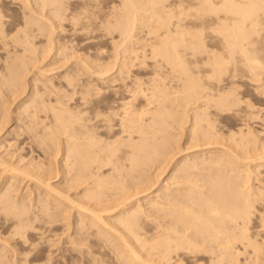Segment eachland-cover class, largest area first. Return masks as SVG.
Segmentation results:
<instances>
[{"label": "bare ground", "instance_id": "obj_1", "mask_svg": "<svg viewBox=\"0 0 264 264\" xmlns=\"http://www.w3.org/2000/svg\"><path fill=\"white\" fill-rule=\"evenodd\" d=\"M32 1L33 0H24V2L22 1L23 4L22 3L21 4L25 7H29V10L33 11L35 7L33 6ZM35 1L38 2L39 5L40 4L41 5H45V4L52 5L55 3H60L62 0H35ZM184 1L175 0L174 4L172 3L168 4L164 2V0H122L120 1L118 5L120 7H123L124 9L122 10L123 12L119 11L117 16H115L116 19H114L115 22L113 26H115L116 28L120 30L119 32L121 33L120 34L121 39H119V43L117 42L118 44L116 42L115 43L118 46L119 45L121 46L122 49H120V47L119 49L122 51L120 50H116V51H120V52L128 51V54L126 55L124 54L123 56L121 55L123 57L122 59L123 61L122 60L121 61L124 62L125 58L126 59L132 58L131 61L133 60L132 61L133 63L131 65H134V66L142 65L141 67L143 68L141 72L137 71L136 74H133L131 76L130 74H128L129 70H127L128 73L127 72L126 74L124 73L125 71H123V68H122L123 67L122 65H124V63L122 64V62H120L119 65L121 66H119L117 65L118 63L114 60V64L111 63L113 65L111 68L112 70L110 69L111 65L110 67H108L109 69H105L103 66L102 67L105 70L97 69L98 66L96 63L97 67L95 68V70L93 68L94 70L93 71L91 68L92 65L89 62H87L88 61L87 57H86L87 61L84 59V56H86L84 55L83 58H81L82 59L81 61L82 63L85 62L86 67L82 68V65H85V64H82L79 68L74 67L76 68L74 71L75 73L74 74L71 73L68 79L66 78L67 84L66 83L65 84L68 86H71L72 88H75L76 86L79 87L80 85L81 88L82 87L84 88L85 94H86V91H88L89 93L90 89H92L94 93L97 92L98 94V92L101 89L99 88L98 90L97 88L98 85H96L98 84V82L95 83L92 77H95L97 79L98 78L103 79L104 81V78L106 79L107 77L106 74L108 75V78L105 81L107 82L106 87H110L111 89L110 100L107 104L105 105L103 104L104 105L102 106L103 108L101 107V109L99 110L98 109L94 110L95 112L93 111L94 112L93 115L91 114V116H89L88 113H87L88 116L84 115V111L82 112L83 109L80 112L75 113L76 112L75 109H74L75 111L74 112L72 109L64 106L65 101L63 102L60 97L56 98L55 105H52L51 100L50 101L48 100L49 102L48 101L46 102V100H44V98L41 96L43 93L46 92L45 89H44V92L42 91V93H39L38 91H36L37 90L36 87H34L36 90L35 89L31 90L30 94L32 95L31 96L32 99H28L29 101H27L26 103L24 102L30 108L29 115L32 118V120H34V123H32V125H29V127H27L28 130L32 132L34 136L33 139L36 138L38 142L46 148V151L49 152L50 155L52 154L53 156H56L58 155V153L61 152L62 164L60 162L58 164H61L62 166L61 170H63L65 173L67 172L69 173V171L72 172L71 176L69 175L70 177L68 179L69 181L68 184L71 187H74L76 189L75 195H77V197L72 198L69 195V193H67V190L64 191L61 188V186H59L60 188H58V185L55 186L54 184H52L49 180L50 179L49 177H44L45 175L43 176V172L42 174L41 172L37 173V171L36 173L35 172L33 173L34 170L32 172L28 170V169H31V167L25 168V165L24 167H21L19 164H21L20 162L22 159L20 160L19 164H15V163L13 164V161L10 160L12 163L8 161L9 159H12V158L9 157V159L7 158L8 160H6L5 159L6 156H3L4 157L3 158L1 155L0 156V170H1V173L3 171V174L5 172L6 177L7 175H11V174L12 176L19 174L21 175V178L19 177L21 180H23L22 177L23 178L28 177L29 179H32V180L35 179L38 185L44 189V192H46L45 193L46 197L48 196L47 194H49V197L52 199H58L61 201L64 200L62 201L63 203L66 201L67 203L71 205L70 207L72 206L76 207L78 209V213L77 211L76 213L80 217V220H82L86 216H89L88 218H90L91 221H86V222H89V223L91 222L90 224L92 225L98 224V227L106 226V228H109L108 230H110L112 234H115L117 236L119 235L121 237L120 240L118 241V244L120 245L118 246L120 248V251L123 254H127V256H129L130 258H133L132 261H135L139 264H192V263H195V264H241L242 258H244V260L251 259L254 261L255 264H259V262L264 257V142L260 146H256V147L254 146L253 149L249 148L251 147V145H253V144H250V142L253 143L254 141L256 142L258 141L259 143V139L257 138H258V135H260V134L257 135V132L253 130L254 127L252 128L250 126L247 127L248 129L246 128L247 130L244 129L246 132H243L244 126H240L236 128L237 130H234V131L232 130V133L229 132L231 135L236 133L238 135L240 134V136L236 135V137L237 136L239 137L238 139L234 137L228 138V139H231V141L229 140L230 142H228V144L226 142L225 143L221 142L220 139H218V141L221 143H219L218 141H214V140H217L219 136L218 135L219 132H222L220 131L221 129H218V127H222V126L220 125L217 127V125L220 123L215 124V122L219 119V117L217 118L219 114L228 113L229 118H231L230 116H232V118L240 122L242 121L244 123L246 121L250 122L251 120L255 121L254 119H257L263 116L262 115L259 117V112L261 110H264V106H261L262 104L256 105V103L249 100L250 98L248 97H247L248 99L240 97L239 92L241 91V88L244 87L250 93L252 92L254 93V95L263 97L264 99V0H215V1L214 0H189L188 2L185 1L186 3H184ZM157 3H159V5H157ZM41 5L39 6V8L41 7ZM59 5L62 6L61 4ZM1 6L2 4L0 5V33L3 32L4 30L3 24L5 25L4 23L5 19H3L5 18V16L2 15ZM23 6L21 7L22 9L24 8ZM56 6L57 7H55L52 10L54 18L57 16V18L59 19L58 16H62V19H63V11L66 8L58 7V5ZM143 7L144 9L146 8L144 12L141 11V9L143 10ZM173 7H175L176 10L173 9L174 11H171ZM80 8L83 9L81 6ZM85 8L86 10L85 9L84 10L87 11V7ZM85 11L83 13H85ZM145 11L146 13H149L147 14V16H145L146 15ZM76 13H74V15H76ZM81 13H82V10H81ZM70 14H71V11H70ZM91 14L92 12L90 13V15ZM142 14L144 15L140 16ZM25 15H26L25 25H29V24L36 25L37 28L34 27V29L41 31L40 33H42V30L45 28L44 26L46 24L43 26V24L40 23L41 24L40 25L38 24L39 20H37L38 19L37 17H36L37 19H35L34 17H31L30 14H25ZM79 15H80V12H79ZM72 16H69V18H71ZM108 16H109V13H108ZM22 22H24V20H22ZM56 25H57L56 23L51 22V25H50L51 33L54 32ZM142 26L146 27V28H143L145 29V34H143V36H139L137 39H133V37L135 36L136 28L139 29ZM141 33H144V32L140 31V34ZM10 34L12 37L14 36V39H15L16 34L18 33L13 32ZM19 35L20 34H18L17 36ZM32 35L30 37V35L27 34L25 37L27 39V42H29L30 44H31L30 40L32 39ZM41 36L42 35H40V37ZM49 36L51 38L52 35H49ZM19 37L18 39H20ZM50 38H49V41H50ZM33 39L35 40V38ZM212 39H214V41H212ZM42 42L43 41H41V43ZM52 42L50 41L47 43H52ZM29 43H27V45ZM60 43L58 44L60 45ZM73 43H76V42H73ZM5 44L7 43L4 42V45ZM67 44H68V41H67ZM77 45L78 44H76V46ZM96 47H99V46H96ZM23 48L26 49V47L24 46ZM65 48L63 47L62 49H65ZM37 49H38V46H37ZM24 50L22 49L21 50L22 53L19 54V56L21 55L23 59L21 57L20 59H18V61L17 60L12 61L11 59L12 62L11 63L7 62L8 64L6 65V67H3L6 69H9L8 72H3L2 70H0V73H1L0 74V83H1L0 85L1 86L2 84L7 85V87L17 85V82H18L17 75L19 73V70H20V67L22 66L23 61H25L24 60L25 54L27 55V53H25ZM26 50H29V49H26ZM59 50L60 49H58L56 53ZM95 51H97L96 48H95ZM66 52L69 54L70 50L69 52L68 50ZM48 53H50V51ZM119 53H117V57ZM129 53H131V55ZM60 54H61V51H60ZM68 54L66 55V58H68L67 56L70 55ZM56 55H58V53ZM55 57L60 58V56H55ZM72 57H74V55H72ZM62 58H65V57L62 56ZM109 58H106V59H109ZM135 59H136V62H135ZM98 60H94V61H98ZM115 62L117 64H115ZM88 64H90L91 66ZM87 65L90 68L87 67ZM102 67L99 66L98 68H102ZM43 68H42L43 71L41 72H44L46 70V69L44 70ZM87 69L88 70L91 69V71L90 72L85 71ZM110 72H115V75L111 76ZM83 75L86 76L85 79L82 77ZM168 76H171L169 78L170 80L167 78ZM168 80L170 82H167ZM63 82H64V79H63ZM56 86L55 87L53 86L54 87V91L52 90L53 92L58 91L57 89L59 87L56 88ZM65 87L66 86H64V88ZM108 91L106 93H108ZM21 92H25V91L21 90ZM67 93L68 92H66V94ZM245 93L247 94V91ZM48 94L49 93H47V95ZM85 94L83 96H85ZM64 95L65 94H63V96ZM49 96H51V94ZM92 97H93V94H92ZM173 97L175 99H178L176 101H180V102L175 101L177 104L175 103L172 104L171 102L175 100ZM85 98L86 97H84L82 100L86 101ZM172 98L174 100L170 102L172 104V107H171L170 103H169V106L167 103H168V100ZM256 99L258 100V98ZM68 102L70 101L68 100ZM89 103L91 104V102ZM178 103L179 105L180 103H182L183 105L185 104L187 105V103H190V104L194 103L195 105L193 104L194 105L193 113L191 112L192 115L187 114V113L185 114L184 109H182L183 111H181L180 109L181 112L179 111V109L177 110V107H179ZM47 107H50V109L53 110V115H54V119L50 118L52 121L48 120L49 122H46V117L48 116L44 117L46 113L43 116V118L40 114L42 111L46 112V110H48L46 109ZM80 108L81 107L79 106V110ZM88 108L89 107H87V109ZM86 110H85V114L87 112ZM43 114L44 113H42V115ZM182 121L184 123L187 121L186 123L188 124L187 131L190 133V135L191 134L198 135L197 137H201V139L205 138L206 141L208 139L209 140L212 139V141L217 142L218 144L209 143L210 147H212L211 145H215V147L217 145L218 146L220 145L221 148L219 149H216L218 147L213 148V149L208 148L205 153L201 151L198 155H195L193 159L191 158L192 161H187L189 159L188 157L186 162L175 163V167H173L172 169L173 172L172 173L169 172V174L173 175L172 178L175 179L173 180L174 181L173 183H175L176 186H174L173 188L171 187L172 189L170 190L168 189L166 192L162 191V193L163 192L164 193L162 195H159L160 196L159 198H161V200L155 199V197L154 199H151L150 201L148 200L149 206L154 208L156 211L161 212V214L163 213L162 214L163 217L161 216L162 219L157 221L158 223L154 220L151 221L153 222V224L149 223L150 225H154V227L152 226L153 228H147V227H151L150 225L148 226V224H147V227H145L146 224L143 227V224H144L143 217L147 214V212L146 213L144 212L146 211V209L144 208V211H143L140 205L138 206L135 204L136 206L134 205L132 206L131 203H130L131 206H127L129 203L128 200L131 199L132 197L134 198L133 196L134 193H131L132 194V196H130L131 198L126 197L125 199L121 200L122 198L121 194L124 195L125 189H126L125 185L127 184V183L126 184L124 183L125 182L124 176L126 175V172L123 171V168H127L131 172H137L138 174L140 170L145 169L144 168L145 165H147L148 163L150 164L153 158L156 159L154 160L156 162L158 160L156 157L158 158L161 157L160 155L162 154V151L164 150V149L162 150V147L168 143L167 142L168 140H171L169 138L167 140L166 138L167 136L166 129L168 128V126L170 127L172 123L174 124L176 122V123H179L180 125ZM260 122L262 121L260 120ZM53 123H55V125L57 126L55 128H58L59 130H56L53 128ZM38 128L39 130H37ZM11 129H15V128L12 127ZM18 131L19 130H17V133H19ZM59 133H62V134L64 133L66 136L62 138V134H61L62 139L60 140L59 139L60 137H58ZM232 136H235V135H232ZM19 137L17 135V138ZM17 142L21 143L18 140ZM203 144L205 146H208L205 144V142H203ZM247 144H249L250 146L249 147L246 146L247 148H245V145ZM242 145H244V147ZM165 147L166 146H164V148ZM167 147H170V146L167 145ZM165 154L166 153H164V157L167 156V155L165 156ZM204 155H207V156H204ZM162 158L160 160H162ZM170 159H169V162L168 160L165 161L167 165L170 163L171 161ZM53 160L54 159H52V161ZM172 160H173V157H172ZM18 161L19 159L16 160V163ZM40 162H41L40 163V166H41L43 161H40ZM29 163L30 161L28 162V164ZM166 164H165V167H163V169L168 167L166 166ZM159 165H161V163H159ZM33 166L35 167L36 163ZM38 167L36 169H38ZM43 167L45 168V166ZM43 167L41 168L42 170H44ZM41 169L39 170L41 171ZM200 170H205V171L202 172ZM177 171L179 172V174H177ZM10 172H13L15 175H13V173L9 174ZM128 173L129 172H127V174ZM161 173L162 172L157 173V174L160 175ZM128 175H131V174H128ZM142 175H143V172H142ZM16 177L18 176L16 175ZM137 177H140V176H137ZM148 177L150 178V176ZM1 178H5V177L0 176V179ZM131 178L132 177H130V179ZM5 179H9V178H5ZM133 179L134 178H132L131 180ZM157 180L158 179H156L154 182H156ZM2 181H0L1 184H2ZM134 182L136 183V181ZM149 182H151V180L148 181V183ZM169 183L170 181L168 182L167 180L165 181L163 180V184L162 185L158 184L157 187H160V189H162L163 187L168 186ZM146 184L143 187H147L148 189H150L152 185H154V183L152 185L150 183L149 186L148 185L146 186ZM35 187L37 186L35 185ZM4 188H7V187L4 186ZM128 189H129V186H128ZM10 190L12 189L10 188ZM130 190H128L129 193H130ZM141 191L142 192H140V194L143 193L145 189ZM156 191L154 195L156 194ZM8 193H6V191L5 193H2V192L0 193V208L3 209L2 211L5 214H11V217H8V221H9L8 224H9L10 230H8L9 228H6L5 225L3 228H6L8 232L15 238V240H13L12 243L9 242V244L12 245V247H10L8 243H5V244H8L10 248H12L11 252L8 251L9 253L12 254L10 255L11 258H9L8 256L7 257L5 256L7 250H4V249L2 250L0 248V264H36V261L38 260L37 253L39 252L40 247L38 245V242L29 243L28 242L29 237H31V234L34 233L35 235L38 234V236L41 237L42 239L43 233H45V232H42V227H41L43 224L42 223L43 221L37 222L38 220L39 221L43 220V219H40L41 217L40 215H42V214H39L40 212L48 215L49 217H55L56 212H53V210L50 211L52 207H49V205L45 203L47 201L43 202V198L39 202L40 204H37L38 206L35 205L36 207H38L36 208L38 210L35 211L34 208L31 209L27 201H26L27 204L26 203L21 204V202L19 204L17 200L18 197L14 198L15 194L9 195ZM17 193L18 192H16V194ZM157 193L159 194V192ZM157 197L158 195L156 196V198ZM25 199L23 200V202L25 201ZM40 199L38 198L37 202ZM44 199H47V198H44ZM53 202L55 203V201ZM59 203L61 202L59 201ZM98 203H103V205L97 206ZM33 206L34 205H32V207ZM52 206H53V203H52ZM63 207L65 206L63 205ZM147 211L149 210L147 209ZM143 212L145 213L144 216L142 215ZM5 214L3 215V217H5ZM105 215L109 217H106ZM7 216L8 215H6V219H7ZM146 216H149V214ZM146 216H145V219L148 218ZM37 218L39 219L36 221V225H35L34 220H36ZM111 218L113 219L110 220ZM44 220L46 221V219ZM81 222L82 221L78 223H81ZM37 223L39 224L42 223V224H40L41 226H39ZM145 223H146V220H145ZM154 223H157V224H154ZM1 226L2 225H0V227ZM138 227H140L141 229L142 227L146 228V230L144 229L145 231L143 232H142L143 229L139 231ZM6 229L4 231H6L7 233ZM100 232L101 231H99V233ZM103 232L108 234V236L110 234V232H108L107 230H103ZM10 236L8 238H10ZM117 236H116V239H117ZM109 237H108V240L110 239ZM86 238L88 237H85V239L84 238L83 239L86 240ZM0 239L2 240V237H0ZM91 239H89V242ZM4 240L7 241V239H4ZM112 241L114 242V240ZM113 242L111 243L113 244ZM94 243H95L94 241L92 242V244L90 242V245L93 246ZM103 243L101 244L102 246H103ZM14 245H16V248ZM17 245L19 247L18 251H17ZM26 245H29V246H26ZM3 246L5 245L3 244ZM92 246H91V249H92ZM102 246L99 245V247L96 249L100 250ZM84 247L86 246L84 245ZM86 248L88 249V247ZM141 249H144L145 251L146 250L149 251V252L146 251L147 253L145 255H148V254L150 255V252H151V255H154V258H155V254H156L157 255L156 259L152 260L153 257L152 258L150 257L149 259L145 258L140 252ZM99 250L97 252H99ZM103 252L104 251H102V253ZM21 253H23L24 255ZM28 253L29 255L31 253V257L27 258V256H29ZM105 253L104 255L103 254L102 255L104 258H107L105 256L108 253L107 254ZM17 255H19V257L21 255L22 257L25 255L27 256L25 258H18ZM109 255H110V252H109ZM58 256H59V258L57 257L58 259L55 258L58 260L57 261L59 262L58 264H82L81 262L85 260L84 259L83 261H81L80 259H77L75 256L73 258L72 255H70L69 257L66 256L62 258H60V255ZM125 260L128 261V259L126 258ZM129 261H131V259ZM95 263H98V262H95ZM106 264H110L109 261ZM127 264H129V262Z\"/></svg>", "mask_w": 264, "mask_h": 264}, {"label": "rangeland", "instance_id": "obj_2", "mask_svg": "<svg viewBox=\"0 0 264 264\" xmlns=\"http://www.w3.org/2000/svg\"><path fill=\"white\" fill-rule=\"evenodd\" d=\"M12 1V2H11ZM24 2V0H0V5L2 4V6H1V8H2V15H4L5 16V18H3V19H5L4 20V23H5V25L3 24V32H1V33H3V34H1L0 33V61L2 62H0V70H2L3 72H8L9 71V69H6V68H3V67H6V65L8 64V63H11L13 60H17L18 61V59H20V57L22 58V56L20 55L19 56V54H21L22 52H21V50L23 49H25V48H23V46L24 47H26V49H29V50H24L25 51V53H27V55L25 54V58H24V60L25 61H23V63H22V66L20 67V70H19V73H18V78H19V80H18V78H17V81L19 82V84H18V82H17V85H13V86H9V87H7V85H5V84H2V86L0 85V144H2V145H0V156L2 155V157L3 156H6L5 157V159L6 160H8L9 159V157L10 158H12V159H9L8 161L9 162H11V161H13V164L15 163V164H19V162H20V160H21V164H19L21 167H24V165H25V168H27V167H31V169H28V170H30L31 172L33 171V173L35 172L36 173V171H37V173L39 172H41V174H42V172H43V176L44 177H49L48 179L50 180V182L52 183V184H54L55 186H57L58 185V188H60L59 186H61V188L65 191V190H67V193H69V195L72 197V198H75V197H77V195H75V191H76V189L74 188V187H71L69 184H68V179H69V177L71 176V174H72V172L71 171H69V173L67 174V173H65L63 170H61L62 169V166H61V164H62V155H61V152L60 153H58V155H56V156H53L52 154L50 155L49 154V152H47L46 151V148L44 147V146H42L39 142H38V140L36 139V138H34L33 139V134H32V132L30 131V130H28V128L27 127H29V125H32V123H34V120H32V118L30 117V115H29V107H28V105L27 104H25L27 101H29L28 99H32V95L30 94L31 93V90L32 89H35L34 87H36V91H38L39 93H42V91L44 92V89H45V91L47 92V93H49L48 95H47V93L45 92V93H43L41 96L44 98V100H46V102L49 100H51V102H52V105H55V99L56 98H61V100L64 102L65 101V107H67V108H70V109H72L73 111H74V109H75V113H77V112H80L82 109V112L84 111V115H86V116H88V114H89V116H91V114L93 115V113L95 112L94 110H99V109H101V107L102 106H104L105 104H107L108 102H109V100H110V94H111V89H110V87H106V85H107V82L105 81L107 78H108V75L106 74V79L104 78V81H103V79H97V78H95V77H92L93 79H94V81H95V83L96 82H98V84H96V85H98L97 86V88H98V90H99V88L101 89L99 92H100V94H99V92H98V94H97V92H93L92 91V89H90L89 90V93H88V91H86V94H85V90H84V88L82 87L81 88V86L79 85V87L78 86H76L75 88H72L71 86H68V85H66L67 84V79H68V77L70 76V74L72 73V74H74L75 72V69L76 68H79L82 64H85V62L84 63H82V59L81 58H83V56L84 55H86V56H84V59L86 60V57H87V62H89L91 65H92V70H93V68H94V70H95V68L98 66H100V67H104L105 69H109L108 67H110V65H111V67H110V69L112 68V64H114V60L118 63H116L115 62V64H117V65H119V63L120 62H122L123 60V55L125 54H128V51H124V52H120V51H122V50H120V49H122L121 48V46L119 45H117L118 43H119V39H121V33L119 32L120 30L118 29V28H116L115 26H113L114 25V22H115V20L114 19H116V17L115 16H117V14H118V12L119 11H121V12H123L122 10L124 9L123 7H120L118 4L120 3V1H122V0H97V1H95V0H62L60 3H55V4H45V5H41V7L39 8V3L38 2H36L35 0H33L32 1V4H33V6L35 7V12H34V10L32 11V10H29V7H25V6H23L22 4H23V2ZM84 1V2H83ZM172 1V2H171ZM175 0H164V2H166V3H168V4H170V3H172V4H174L175 2H174ZM177 1V0H176ZM184 1V0H183ZM186 2H188L189 0H185ZM184 1V3H186ZM215 1V0H214ZM4 2V3H3ZM15 2V3H14ZM96 2V3H95ZM112 2H114V3H112ZM19 3V4H18ZM22 3V4H21ZM84 3V4H83ZM87 3V4H86ZM20 4H21V6H20ZM59 4H61L62 6H60ZM83 4V5H82ZM111 4H112V6H111ZM36 5H38V6H36ZM56 5H58V7H64V8H66L64 11H63V19H62V16H58L59 17V19L57 18V16L54 18V16H53V13H52V10L55 8V7H57ZM64 5H66V6H64ZM89 5V6H88ZM118 7H117V6ZM157 5H159V3H157ZM24 7L23 9L21 8V7ZM52 6V7H51ZM80 6L83 8V9H81L80 8ZM111 6V7H110ZM73 7V8H72ZM85 7H87V11H85L86 10V8ZM106 7H107V9H106ZM6 8H8V9H6ZM37 8V9H36ZM78 8V9H77ZM112 8H114V9H112ZM120 8V9H119ZM19 9V10H18ZM68 9V10H67ZM72 9H73V11H75V12H73L72 11ZM75 9V10H74ZM85 9V10H84ZM117 9H118V11H117ZM146 9V8H145ZM144 7H143V10L141 9V11H143L144 12ZM176 10V8L175 7H173L172 9H171V11H174V10ZM81 10H82V13H81ZM110 10V11H109ZM116 12H115V11ZM25 11V12H24ZM29 11V12H28ZM70 11H71V14L72 15H74V13H76L77 11V13H76V15H74V16H72L71 14H70ZM85 11V13H83ZM148 11H149V9H148ZM170 11V12H171ZM27 12V13H26ZM31 12H33V13H31ZM79 12H80V15H79ZM86 12H88V13H86ZM92 12V14L90 15V13ZM36 13V14H35ZM65 13V14H64ZM108 13H109V16H108ZM142 13V12H141ZM145 13H146V11H145ZM144 13V14H145ZM25 14H30L31 15V17H34L35 19H37V20H39L38 21V24H43V26L45 27L43 30H42V33L44 34H42V33H40L41 31H38L37 29H34V27L35 28H37V26L36 25H25V20H26V15ZM40 15V17H39V15ZM49 14V15H48ZM144 14H142V15H140V16H143ZM147 14H149V13H146V15L145 16H147ZM25 15V16H24ZM38 15V16H37ZM44 17H43V16ZM50 15H51V17H50ZM65 15V16H64ZM79 15V16H78ZM49 16V17H48ZM69 16H72L71 18H69ZM108 16V17H107ZM149 16V15H148ZM37 17V18H36ZM42 17V18H41ZM46 17V18H45ZM65 17V18H64ZM66 17H68V18H66ZM78 19H77V18ZM50 18V19H49ZM51 18H53V19H51ZM148 18V17H147ZM46 19V20H45ZM68 19V20H67ZM7 20V21H6ZM22 20H24V22H22ZM57 20V21H56ZM63 20V21H62ZM70 20H71V22H70ZM46 21V22H45ZM56 21V22H55ZM7 22V23H6ZM48 22H50V23H48ZM51 22H53V23H56L57 25H56V27H55V29H54V32H52L51 33V28H50V25H51ZM63 22V23H62ZM59 23V24H58ZM62 23V24H61ZM72 23V24H71ZM73 23H75V24H73ZM40 24V25H41ZM49 25V26H48ZM31 26V27H30ZM61 26V27H60ZM113 28H112V27ZM16 27V28H15ZM58 27V28H57ZM60 27V28H59ZM23 28V29H22ZM26 29V31H25V29ZM32 28V29H31ZM57 28V29H56ZM143 28H146L145 26H142L141 28H136V30H135V36L133 37V39H137L139 36H143V34H145V29H143ZM12 29H14V30H12ZM20 29V30H19ZM142 29V30H141ZM16 30V31H15ZM24 30V31H23ZM8 31V32H7ZM12 31V32H11ZM34 31H35V33H34ZM38 31V32H37ZM140 31H142V32H144V33H141L140 34ZM6 32V33H5ZM13 32H17L18 34H20L19 36H17L18 34H16V38L14 39V36L12 37L11 36V34L10 33H13ZM24 32V33H23ZM38 33V34H37ZM49 33H51V34H49ZM5 34V35H4ZM27 34H29L30 35V37H31V35H32V39L33 38H35V40L33 39H31L30 41H31V44L29 43V42H27V39L25 38L26 37V35ZM35 34V35H34ZM138 34V35H137ZM37 35V36H36ZM40 35H42L41 37H40ZM49 35H52L51 36V38H50V36ZM120 35V36H119ZM136 35H137V37H136ZM35 36V37H34ZM48 36H49V38H50V41L53 43H47V42H50L49 41V38H48ZM59 36V37H58ZM2 37V38H1ZM4 37H6V38H4ZM18 37L20 38V39H18ZM56 37H58V38H56ZM68 37V38H67ZM10 38H12V39H10ZM41 38V39H40ZM46 38V39H45ZM54 38V39H53ZM61 38V39H60ZM52 39V40H51ZM70 39V40H69ZM12 40V41H11ZM48 40V41H47ZM58 40V41H57ZM62 40H64V41H62ZM75 40V41H74ZM114 42H113V41ZM116 40V41H115ZM118 40V41H117ZM1 41H3V42H1ZM7 41V42H6ZM25 41V42H24ZM41 41H43L42 43H41ZM67 41H68V44H67ZM72 41V42H71ZM78 41V42H77ZM212 41H214V39H212ZM4 42L5 43H7V44H5L4 45ZM11 42V43H10ZM39 42V43H38ZM60 42H62V43H60ZM63 42H65V43H63ZM73 42H76V43H73ZM117 44H116V43ZM133 42H134V40H133ZM3 43V44H2ZM14 43H16V44H14ZM18 43V44H17ZM20 43V44H19ZM27 43H29L28 45H27ZM33 43H34V45H33ZM44 43V44H43ZM58 43H60V45L58 44ZM36 44V45H35ZM50 44H52V45H50ZM58 44V45H57ZM72 45V46H74V47H72V46H70V45ZM74 44V45H73ZM76 44H78L77 46H76ZM88 44V45H87ZM98 44V45H97ZM100 44H101V46H100ZM113 44H115V45H113ZM20 45V46H19ZM22 45V46H21ZM33 45V46H32ZM64 45H66V46H64ZM86 45V46H85ZM2 46V47H1ZM32 48H31V47ZM37 46H38V49H37ZM44 46V47H43ZM59 46V47H58ZM60 46H61V48H60ZM96 46H99V47H96ZM115 46H117V47H115ZM18 47V48H17ZM20 47V48H19ZM28 47H30V48H28ZM41 47V48H40ZM46 47V48H45ZM51 49H49V48ZM53 47V48H52ZM65 48V49H62V48ZM76 47V48H75ZM78 47H79V49H78ZM83 47H85V48H83ZM102 49H101V48ZM119 47H120V49H119ZM2 48V49H1ZM56 48V49H55ZM83 48V49H82ZM95 48H96V50L97 51H95ZM107 48V49H106ZM115 50V52H114V50ZM117 48V49H116ZM19 49H21V50H19ZM32 49V50H31ZM36 49V50H35ZM40 49V50H39ZM48 49V50H47ZM58 49H60L57 53H58V55H56L57 53H56V51L58 50ZM62 49V50H61ZM72 49V50H71ZM78 49V50H77ZM18 50V51H17ZM43 52H42V51ZM45 50V51H44ZM55 52H54V51ZM64 50H68V52H69V50H70V52H69V54L66 52V51H64ZM81 50V51H80ZM102 50V51H101ZM107 50V51H106ZM111 50V51H110ZM116 50H120V51H116ZM47 51V52H46ZM50 51V53H48ZM60 51H61V54H60ZM63 51V52H62ZM76 51H78V52H76ZM89 51V52H88ZM92 51V52H91ZM95 51V52H94ZM19 52V53H18ZM34 52V53H33ZM72 52V53H71ZM100 52V53H99ZM108 54H106V53ZM109 52H110V54H109ZM119 53V55H118V57H117V53ZM140 52V51H139ZM12 55H11V54ZM37 53V54H36ZM40 53V54H39ZM55 55H54V54ZM65 55H64V54ZM69 55V56H67L68 58H66V55L67 54ZM77 53V54H76ZM82 53H84V54H82ZM88 55H87V54ZM94 53V54H93ZM122 53V54H121ZM35 54V55H34ZM47 54V55H46ZM49 54V55H48ZM130 55H131V53H129ZM40 57H39V56ZM43 55V56H42ZM46 55V56H45ZM72 55H74V57H72ZM78 57H77V56ZM95 55V56H94ZM97 55V56H96ZM101 55H102V57H101ZM111 55V56H110ZM122 55V56H121ZM6 56H8V57H6ZM16 56V57H15ZM28 56H29V58H28ZM34 56V57H33ZM42 56V57H41ZM55 56H60V58H56ZM62 56L63 57H65V58H62ZM71 56V57H70ZM81 56V57H80ZM2 57V58H1ZM31 57H33V58H31ZM90 57V58H89ZM96 57V58H95ZM99 57V58H98ZM109 57H111V58H109ZM113 57V58H112ZM114 57H116V58H114ZM10 58V59H9ZM16 58V59H15ZM29 60H31V61H29ZM31 58V59H30ZM37 58V59H36ZM45 58V59H44ZM52 58V59H51ZM79 60H78V59ZM106 58H109V59H106ZM11 59H12V61H11ZM23 59V58H22ZM39 59V60H38ZM41 59V60H40ZM62 59V60H61ZM65 59H67V60H65ZM69 59V60H68ZM71 59V60H70ZM91 59H93V60H91ZM99 59V60H98ZM130 59V60H129ZM131 59L132 58H125V60H124V62H122V64L124 63V65H122L123 67V71H125L124 73L126 74V72L128 73V71L127 70H129V73L128 74H130L131 76L133 75V74H136V72L137 71H139V72H141V70H142V68L143 67H141L142 65H136V66H134V65H131L133 62V60L131 61ZM7 60V61H6ZM48 60V61H47ZM55 60V61H54ZM61 60V61H60ZM94 60H98V61H94ZM106 60V61H105ZM110 60V61H109ZM122 60V61H121ZM5 61V62H4ZM20 61V60H19ZM79 61V62H78ZM91 61V62H90ZM93 61V62H92ZM4 62V63H3ZM8 62V63H7ZM25 62V63H24ZM28 62V63H27ZM54 62H55V64H54ZM58 62V63H57ZM66 63V64H64V63ZM68 62V63H67ZM95 62V63H94ZM105 62V63H104ZM131 62V63H130ZM135 62H136V59H135ZM28 65H27V64ZM63 63V64H62ZM81 63V64H80ZM96 63H97V66H96ZM99 63V64H98ZM107 63V64H106ZM110 63V64H109ZM112 63V64H111ZM127 65H126V64ZM4 64H5V66H4ZM35 64H36V66H35ZM90 64H88V65H90ZM129 64H130V66H129ZM28 67H27V66ZM29 65H30V67H29ZM33 65V66H32ZM38 65V66H37ZM52 65V66H51ZM72 65H74V66H72ZM87 65V67H89ZM90 65V66H91ZM94 65V66H93ZM105 65V66H104ZM24 66H25V68H24ZM32 66V67H31ZM119 66H121V65H119ZM127 66V67H126ZM129 66V67H128ZM44 67V68H43ZM70 67V68H69ZM74 67H76V68H74ZM83 67H86V64L85 65H82V68ZM97 67V69H102V70H105L103 67L102 68H98ZM126 67V68H125ZM138 67V68H137ZM42 68L45 70L44 72H41V71H43L42 70ZM90 68V67H89ZM88 68V69H89ZM128 68H130V69H128ZM5 69V70H4ZM31 69V70H30ZM38 69V70H37ZM47 69H49V70H47ZM71 69V70H70ZM74 69V70H73ZM85 70V71H91V69L90 70ZM126 69V70H125ZM7 70V71H6ZM93 70V71H94ZM112 70V69H111ZM131 70V71H130ZM40 71V72H39ZM49 71V72H48ZM23 72V73H22ZM38 72V73H37ZM132 72V73H131ZM37 73V74H36ZM43 73V74H42ZM1 74V73H0ZM23 74V75H22ZM38 75V76H37ZM47 75V76H46ZM110 75L111 76H113V75H115V72H110ZM109 75V76H110ZM129 75V76H130ZM21 76V77H20ZM25 76V77H24ZM64 76V77H63ZM63 77V78H62ZM84 79L86 78V76L85 75H83L82 76ZM171 76H168L167 78L169 79ZM67 78V79H66ZM91 78V77H90ZM89 78V79H90ZM91 78V79H92ZM37 79V80H36ZM63 79H64V82H63ZM92 79V80H93ZM40 80V81H39ZM53 80V81H52ZM167 80V79H166ZM170 80V79H169ZM167 81V82H170V81ZM27 81V82H26ZM31 82V83H30ZM57 84H56V83ZM21 83V84H20ZM23 83V84H22ZM34 83H36V84H34ZM40 83H42V84H40ZM54 83V84H53ZM66 83V84H65ZM105 83V84H104ZM1 84V83H0ZM53 84V85H52ZM6 87H5V86ZM21 85V86H20ZM35 85V86H34ZM57 85V86H56ZM61 85H63V86H61ZM100 85V86H99ZM38 86V87H37ZM45 86V87H44ZM56 86V88H58L57 90V92L55 91V92H53L54 91V87ZM64 86H66L65 88H64ZM5 87V88H4ZM52 87H53V89H52ZM61 87H63V88H61ZM68 87V88H67ZM2 88V89H1ZM14 88V89H13ZM25 88V89H24ZM109 88V89H108ZM6 91H5V90ZM8 89V90H7ZM61 89H63V90H60ZM68 89V90H67ZM75 89V90H74ZM82 89V90H81ZM103 89V90H102ZM109 91H108V90ZM16 90V91H15ZM21 90L22 91H25V92H21ZM53 90V91H52ZM67 90V91H66ZM77 90H78V92H77ZM80 90H81V92H80ZM94 90V89H93ZM106 90V91H105ZM49 91V92H48ZM52 91V92H51ZM63 91V92H62ZM75 94H73L72 92ZM83 91H84V93H83ZM95 91V90H94ZM104 91V92H103ZM108 91V93H106ZM244 91V92H243ZM247 91V94L245 93ZM8 94H7V93ZM61 94H60V93ZM66 92H68L67 94H66ZM70 92V93H69ZM5 93H6V95H5ZM80 93V94H79ZM106 93V94H105ZM240 93V97H243V98H250L249 100H251L252 102H254V103H256V105H261V106H264V99H263V97H260V96H256V95H254V93H250L246 88H241V91L239 92ZM243 93V94H242ZM51 94V96H49ZM63 94H65L64 96H63ZM85 94V96H83ZM92 94H93V97H92ZM96 96H95V95ZM173 94V93H172ZM171 94V95H172ZM17 95V96H16ZM29 95V96H28ZM45 97H44V96ZM69 95V96H68ZM82 95V96H81ZM170 95V96H171ZM248 95H250V96H248ZM62 96V97H61ZM80 96V97H79ZM88 96V97H87ZM245 96V97H244ZM69 97H71V98H69ZM84 97H86L85 99H86V101H87V103H86V101H83L82 99L84 98ZM90 97V98H89ZM172 97V96H171ZM170 97V98H171ZM175 97V96H174ZM173 97V98H174ZM2 98V99H1ZM42 98V99H43ZM46 98V99H45ZM51 98V99H50ZM66 98V99H65ZM67 98H69V99H67ZM74 98V99H73ZM94 98V99H93ZM102 98V99H101ZM169 99L168 100V106H169V103L171 102V101H173L174 99ZM247 98V99H248ZM253 98H254V100H253ZM256 98H258V100H259V102H258V100L256 99ZM72 99V100H71ZM90 99V100H89ZM98 99V100H97ZM4 100V101H3ZM67 100V101H66ZM68 100L70 101V102H68ZM82 100V101H81ZM176 100H178V99H175L173 102H171L172 104H177L176 102H180V101H176ZM257 100V101H256ZM48 101V102H49ZM72 101V102H71ZM74 101V102H73ZM91 102V104L89 103V102ZM97 101H98V103H97ZM107 101V102H106ZM176 101V102H175ZM2 102V103H1ZM4 102V103H3ZM6 102V103H5ZM25 102V103H24ZM82 102V103H81ZM85 104H84V103ZM101 102V103H100ZM67 103V104H66ZM70 103V104H69ZM72 103V104H71ZM74 103V104H73ZM81 103V104H80ZM170 103V106L172 107V104ZM190 103H191V101H190ZM190 103H187V105L185 104V105H183L182 103H180V105H181V107H180V105H179V103H178V106L180 107H177V110L179 109V111H180V109H181V111H183L182 109H184L185 110V114L187 113V114H191L192 115V113H193V108H194V105L193 104H190ZM68 104H69V106H68ZM78 104V105H77ZM96 104V105H95ZM104 104V105H103ZM5 105V106H4ZM71 105H72V107H71ZM86 105H87V107H89L88 109H87V107H86ZM89 105V106H88ZM98 105V106H97ZM185 107H183V106ZM3 106V107H2ZM23 106H24V108H23ZM79 106L81 107L80 108V110H79ZM83 106V107H82ZM192 106V107H191ZM7 107V108H6ZM26 107V108H25ZM98 107V108H97ZM183 107V108H182ZM242 107V106H241ZM92 108V109H91ZM103 108V107H102ZM190 108V109H189ZM27 109V110H26ZM46 109H48V110H46V112H41L40 114H41V116H42V118H43V116L45 115V113H46V115L44 116V117H46V116H48V117H46V122H49L48 120H50V121H52L51 119H54V115H53V110H51L50 109V107H47ZM87 109V110H86ZM85 110L87 111L86 112V114H85ZM191 110V111H190ZM21 111V112H20ZM27 112V113H25V112ZM48 111H49V113H48ZM94 111V112H93ZM180 111V112H181ZM8 112V113H7ZM19 112V113H18ZM51 112V113H50ZM192 112V113H191ZM42 113H44L43 115H42ZM88 113V114H87ZM51 114V115H50ZM103 114V113H102ZM223 114V115H222ZM222 114H219L218 116H217V118L219 117V119L215 122V124H218V123H220V124H218L217 125V127L218 126H222V127H218V129H221L220 131H222V132H219V136H218V138H217V140H214V141H218V139H220V141L221 142H223V143H227L228 144V142H230L231 141V139H228V138H232V137H234V138H239L238 136H240V134L238 135V134H236V133H234V134H232V135H235V136H232L230 133H232V130L234 131V130H237L236 128H238V127H240V126H244V128H243V130L244 129H246L247 127H254L253 128V130L255 131V132H257V135L258 134H260V135H258V138L257 139H259V143H258V141L256 142V141H254L253 143L252 142H250V144H253V145H251V147H249L250 145L249 144H247V145H245V148H247V147H249V148H254V146L256 147V146H260L263 142H264V110H261L260 112H259V117L260 116H262V117H260V118H257V119H254L255 121H253V120H251L250 122H248V121H246L245 123L244 122H240V121H238V120H236V119H234V118H232V116H230L231 118H229V114L228 113H222ZM226 114H227V116H226ZM50 115V116H49ZM220 115H222V116H220ZM8 116V117H7ZM29 116V117H28ZM25 117V118H24ZM49 118V119H48ZM51 118V119H50ZM226 118V119H225ZM228 118V119H227ZM234 121H233V120ZM263 122H260V120ZM8 120V121H7ZM22 120H23V122H22ZM27 120V121H26ZM29 120H31V121H29ZM227 120V121H226ZM256 120H258V121H256ZM33 121V122H32ZM229 121V122H228ZM237 121V122H236ZM19 122V123H18ZM26 122V123H25ZM5 123V124H4ZM187 123V121L184 123L183 121L180 123V125H179V123H172V125H170V127L168 126V128L166 129L167 130V133H166V138H167V140H168V138L169 139H171V140H166L167 142H165V143H167V144H165L164 146H166L165 148H164V146L162 147V154L160 155L161 157H156L158 160L155 162L154 160H156L155 158H153V162L151 161L150 162V164L148 163L147 165H145V166H147V167H145L144 166V168L145 169H143V170H140L139 172H138V174H137V172H131V171H129L127 168H123V171H125L126 172V175H127V177H126V175L123 177L124 178V180H125V186H126V189H125V193H124V195L123 194H121V200L122 199H125L126 197H130V196H132V194L131 193H134L133 194V196H134V198L132 197H130L131 199H129L128 200V205L127 206H136V205H140V207H141V209L144 211V208L146 209V211H144L145 213L147 212V214L146 215H148L149 214V216H146L145 215V213L143 212V216L145 215L146 217H148V218H146L145 219V216L143 217V219H144V224H143V227H144V225H145V227H147V224H148V226L150 225L149 223H151V224H153V222H151V221H159V220H161L162 218H161V216L163 217V213L161 214V212H158V211H156L154 208H152V207H150L149 206V204H148V200L150 201L151 199H154V197H155V199H158V200H161V198H159L160 196L159 195H162L164 192H166L168 189L170 190V189H172L174 186H176L175 185V183H173L174 181L173 180H175V179H173L172 178V174H169V172L170 173H172L173 172V167H175V163H177V162H179V163H181V162H186V160L188 159V157H189V159L187 160V161H192V159H193V157L195 156V155H198L201 151L203 152V153H205L206 151H207V149L209 148V149H213V148H216V147H218V148H216V149H219V148H221V146L219 147L218 145L215 147V145H211L212 147H210V144H218L217 142H214V141H212V139L211 140H205V138L202 140L201 139V137H197L198 135H193V134H191L190 135V133L187 131L188 130V124H186ZM228 123H229V125H228ZM232 123V124H231ZM242 125H241V124ZM249 123H251V124H249ZM257 123V124H256ZM177 124V125H176ZM185 124V125H184ZM224 124V125H223ZM239 126H238V125ZM249 124V125H248ZM253 124V125H252ZM2 125H4V126H2ZM183 125V126H182ZM226 125H227V127H226ZM245 125H246V127H245ZM23 126V127H22ZM185 126V127H184ZM231 126V127H230ZM15 128V129H11V128ZM22 127V128H21ZM55 127H57L56 125H55V123H53V128L54 129H56V130H59L58 128H55ZM176 127V128H175ZM179 127V128H178ZM224 127V128H223ZM261 127V128H260ZM1 128H2V130H1ZM18 128V129H17ZM25 128V129H24ZM231 130H230V129ZM23 129V130H22ZM171 129V130H170ZM223 129V130H222ZM248 129V128H247ZM246 129V130H247ZM257 129V130H256ZM17 130H19L18 132L19 133H21V134H19V133H17ZM37 130H39V128L37 129ZM172 130H173V132H172ZM182 130V131H181ZM230 130V131H229ZM28 131V132H27ZM168 131H170V132H168ZM219 131V130H218ZM230 132V133H229ZM243 132H246L245 130L243 131ZM17 133V134H16ZM26 133V134H25ZM28 133V134H27ZM170 133V134H169ZM173 133V134H172ZM184 133V134H183ZM187 133V134H186ZM229 133V134H228ZM13 134V135H12ZM29 134H31V135H29ZM61 134L62 133H59L58 134V137H60L59 139L61 140L63 137H65L66 135L63 133L62 134V138H61ZM221 134V135H220ZM17 135H18V137L19 136H21V137H19V138H17ZM64 135V136H63ZM169 135V136H168ZM171 135H173V136H171ZM178 137H177V136ZM225 137H224V136ZM228 135V136H227ZM236 135H238L237 137H236ZM30 136V137H29ZM183 138H182V137ZM191 136H192V138H191ZM221 136V137H220ZM227 136V137H226ZM13 137V138H12ZM189 137V138H188ZM7 138V139H6ZM165 138V139H166ZM226 138V139H225ZM11 139V140H10ZM28 139V140H27ZM36 139V140H35ZM195 139V140H194ZM222 139V140H221ZM225 139V140H224ZM17 140L18 141H20L21 143H19V142H17ZM34 140V141H33ZM178 142H177V141ZM187 140H189V141H187ZM194 142H193V141ZM224 140V141H223ZM230 140V141H229ZM24 141V142H23ZM170 141H171V143H170ZM173 141V142H172ZM205 142V144H206V142H207V144L206 145H208V146H205L204 144H203V142ZM210 141V142H209ZM2 142V143H1ZM13 142V143H12ZM29 142V143H28ZM38 142V143H37ZM175 142V143H174ZM182 142V143H181ZM188 142H190V143H188ZM200 142H201V144H203V145H201L200 144ZM219 142V141H218ZM221 142H219V143H221ZM4 143V144H3ZM24 143V144H23ZM210 143V144H209ZM257 143V144H256ZM9 146H8V145ZM15 144V145H14ZM17 144V145H16ZM29 144H30V146H29ZM170 144V145H169ZM188 144H189V146H188ZM193 144H194V146H196V147H194L193 146ZM36 145H38V146H36ZM167 145L168 146H170V147H167ZM172 145V146H171ZM177 147H176V146ZM199 145V146H198ZM179 146V147H178ZM184 146V147H183ZM198 146V147H197ZM204 148H203V147ZM243 147H244V145H242ZM247 146V147H246ZM22 147V148H21ZM35 147V148H34ZM44 147V148H43ZM187 147V148H186ZM191 147V148H190ZM194 147V148H193ZM10 148V149H9ZM19 148H20V150H19ZM23 149V150H22ZM38 149H39V151H38ZM42 149V150H41ZM166 149V150H165ZM168 149V150H167ZM4 150V151H3ZM25 150H27V151H25ZM33 150V151H32ZM175 150H177V151H175ZM186 150V151H185ZM205 150V151H204ZM9 151V152H8ZM13 151V152H12ZM17 151V152H16ZM170 153H169V152ZM199 151V152H198ZM4 152V153H3ZM43 152V153H42ZM177 152V153H176ZM2 153V154H1ZM6 153V154H5ZM10 153V154H9ZM13 153V154H12ZM22 153V154H21ZM45 153V154H44ZM164 153H166L165 154V156L166 157H164ZM169 153V154H168ZM197 153V154H196ZM19 154H20V156H19ZM24 154H25V156H24ZM38 154V155H37ZM47 154V155H46ZM255 154H257V153H255ZM11 155V156H10ZM22 155V156H21ZM46 155V156H45ZM50 155V156H49ZM29 156V157H28ZM41 156V157H40ZM48 156V157H47ZM53 156V157H52ZM59 156V157H58ZM170 156H172L173 157V160H172V157H170ZM175 156V157H174ZM204 156H207V155H204ZM19 157V158H18ZM21 157V158H20ZM42 157H43V159H42ZM46 157V158H45ZM56 157V158H55ZM58 157V158H57ZM164 159H163V158ZM4 158V157H3ZM8 158V159H7ZM19 159V161L16 163V160H18ZM33 158V159H32ZM38 158V159H37ZM162 158V160H160ZM171 158V159H170ZM186 158V159H185ZM192 158V159H191ZM28 159V160H27ZM42 159V160H41ZM52 159H54L53 161H52ZM58 159H59V161H58ZM169 159L171 160L170 161V163L167 165L166 164V162L165 161H167L168 160V162H169ZM191 159V160H190ZM11 160V161H10ZM58 162H57V161ZM160 160V161H159ZM178 160V161H177ZM182 160V161H181ZM184 160V161H183ZM30 161V165L28 164V162ZM37 161V162H36ZM40 161H43L42 162V165L40 166ZM45 161V162H44ZM51 162V164H50V162ZM54 161H56V162H54ZM163 161V162H162ZM174 161V162H173ZM61 163V164H58V163ZM167 162V163H168ZM12 163V162H11ZM23 163V164H22ZM28 165H27V164ZM35 163H36V166L38 167V169H36L37 167L35 166H33V165H35ZM38 163H39V165H38ZM46 163V164H45ZM53 163V164H52ZM55 163V164H54ZM154 163V164H153ZM158 163V164H157ZM159 163H161V165H159ZM164 163V164H163ZM31 164H32V166H31ZM44 164V165H43ZM165 164H166V166H168L167 168H164L163 169V167H165ZM53 165H54V167H53ZM57 167H56V166ZM58 165H59V167H58ZM43 166H45V168L43 167ZM51 166V167H50ZM157 166V167H156ZM43 167V169L44 170H42L41 168ZM50 167V168H49ZM55 167H56V169H55ZM159 167V168H158ZM162 167V168H161ZM35 168V169H34ZM70 168V167H69ZM156 168V169H155ZM159 170H158V169ZM161 168V169H160ZM39 169H41V171L39 170ZM59 169V170H58ZM126 169H127V171H126ZM163 169V170H162ZM63 171V172H61V171ZM148 170H150V171H148ZM55 171H56V173H55ZM60 171V172H59ZM155 171V172H154ZM156 171H158V172H156ZM165 171V172H164ZM200 171H202V172H204L205 170H200ZM58 172V173H57ZM124 172V173H125ZM127 172H129L128 174H131L132 175V173H133V175L131 176V175H128L127 174ZM140 172H141V174H140ZM142 172H143V175H142ZM145 172V173H144ZM149 172V173H148ZM160 172H162L160 175H158L157 173H160ZM164 172V173H163ZM167 172V173H166ZM11 173H13V172H10L9 174H11ZM45 173V174H44ZM2 174V175H1ZM56 174V175H55ZM136 174V175H135ZM140 174V175H139ZM175 174H176V172H175ZM177 174H179V172L177 171ZM6 174H5V172H4V174H3V171H2V173H1V170H0V176H3V177H5V178H9V179H5V178H1L0 179V181H2V180H4V181H2V184H1V182H0V193L2 192V193H5V191H6V193H8L9 195L11 194V195H14L15 194V196H14V198H17V200H18V203L20 204V202H21V204H27V202L29 203V205H30V207H31V209H33L34 208V210L36 211V210H38V209H36V208H38V207H36V206H38L37 204H40L39 202L42 200V198H43V202L44 201H47V202H45V203H47L48 205H49V207H52V208H54V209H52L51 208V210L50 211H52L53 210V212H56L55 214V217H49L48 215H46V214H43V213H39V214H42V215H40L41 217H40V219H43V220H41V221H39L38 219L39 218H37L36 220H34V224L36 225V221L37 222H42V223H40V224H42V226L39 224V223H37L39 226H41L42 227V232H45V233H43V236H42V239H41V237H39L38 236V234H34L33 232V234H31V237H29V243H33V242H38V245H39V247H40V250H39V252L37 253V256H38V260L36 261V264H58L59 262H57L58 260V258H59V256L58 255H60V258H62V257H69L70 255H72L73 256V258H74V256L77 258V259H80L81 261H83L84 259V264H102V263H104V261H105V263L104 264H106V263H108V261H109V263L110 264H127L128 262H129V264H132V262H133V264L135 263V264H139V263H137V262H135V261H132L133 260V258H130L129 256H127V254H123L121 251H120V248L118 247V246H120L119 244H118V241L120 240V236L118 237L117 235H115V234H112V232L110 231V230H108L109 228H106V226L105 227H103V226H101V227H98V224H90L89 222H86V221H91V219L90 218H88L89 216H86V217H84L82 220H80V217L78 216V209L76 208V207H70L71 205L69 204V203H67L66 201L63 203L62 201H64V200H58V199H52V198H50L49 197V194H47L48 196L46 197V195H45V193L46 192H44V189L42 188V187H40L39 185H38V183L36 182V180L35 179H29L28 177L27 178H23L22 177V179L23 180H21L20 178H21V175H19V174H16L18 177H16V175L13 173V175H15V176H12V174L11 175H7V177L5 176ZM47 175V176H46ZM64 175V176H63ZM70 175V176H69ZM146 175H148V176H150V178L148 177V176H146ZM152 175V176H151ZM154 175H156V176H154ZM8 176H10V177H8ZM12 176V177H11ZM53 176V177H52ZM57 176V177H56ZM137 176H140V177H137ZM144 176H146V177H144ZM20 177V178H19ZM65 177V178H64ZM130 177H132V178H134L133 180H131L130 179ZM148 177V178H147ZM164 179H163V178ZM168 177V178H167ZM11 178H13V179H11ZM57 178V179H56ZM59 178V179H58ZM148 179V181H150L151 180V182H149L148 183V181H147V179ZM26 179V180H25ZM29 180V182H28V180ZM127 179V180H126ZM142 179H144V180H142ZM153 179V180H152ZM156 179H158L156 182H154ZM162 181H161V180ZM11 180V181H10ZM20 182H19V181ZM146 180V181H145ZM163 180L165 181V180H167L168 182L170 181V185L168 184V186H166V187H163L162 189H160V187H157V185L158 184H163ZM6 181V182H5ZM134 181H136V183L134 182ZM141 181H143V182H141ZM144 181H145V183H144ZM13 182V183H12ZM67 182V183H66ZM9 183V184H8ZM36 183V184H35ZM147 183V184H146ZM150 183H151V185L154 183V185H152V187L150 188V189H148L147 187H143V186H145V184H146V186L148 185H150ZM12 184V185H11ZM28 184V185H27ZM34 184V185H33ZM61 184V185H60ZM63 184V185H62ZM155 184H156V186H155ZM174 184V185H173ZM6 186L7 188H4V186ZM9 185H10V187H9ZM35 185L37 186V187H35ZM67 185H69V186H67ZM173 185V186H172ZM21 186V187H20ZM26 186V187H25ZM66 186V187H65ZM128 186H129V189H128ZM134 187V188H133ZM143 187V188H142ZM157 187V188H156ZM172 187V188H171ZM1 188H3V189H1ZM10 188L12 189V190H10ZM27 188V189H26ZM30 188H31V190H30ZM17 189V190H16ZM33 189V190H32ZM38 189V190H37ZM131 189V190H130ZM143 189H145V191L143 192V193H141L140 194V192H142L141 190H143ZM147 189H148V191H147ZM157 191H156V190ZM166 189V190H165ZM16 190V191H15ZM128 190H130V193H129V191ZM135 190H137V191H135ZM138 190H140V191H138ZM156 191V194L154 195V193H155V191ZM8 191V192H7ZM22 191H23V193H22ZM31 191V192H30ZM126 191H128V192H126ZM132 191V192H131ZM134 191V192H133ZM152 191V192H151ZM162 191H164L163 193H162ZM16 192H18L17 194H16ZM26 192V193H25ZM30 193V194H28V193ZM135 192H136V194H135ZM157 192H159V194L157 193ZM129 195H128V194ZM25 194V195H24ZM39 194V195H38ZM131 194V195H130ZM140 194V195H139ZM24 195V196H23ZM30 195V196H29ZM158 195V197L156 198V196ZM23 196V197H22ZM27 196V197H26ZM37 196H39V197H37ZM74 196V197H73ZM49 197V198H48ZM25 198H27V199H25ZM38 198L40 199L38 202H37V200H38ZM44 198H47V199H44ZM137 198V199H136ZM149 198V199H148ZM25 199V201L23 202V200ZM49 199V200H48ZM144 199V200H143ZM21 200V201H20ZM52 200V201H51ZM27 201V202H26ZM53 201H55V203L53 202ZM57 201V202H56ZM59 201L62 203H59ZM96 201V200H95ZM139 202V204H138V202ZM147 201V202H146ZM33 202V203H32ZM31 203V204H30ZM36 203V204H35ZM52 203H53V206H52ZM58 203V204H57ZM130 203H131V205H130ZM60 204V205H59ZM67 204V205H66ZM136 204V205H135ZM32 205H36L35 207L33 206L32 207ZM56 205H58V206H56ZM62 205V206H61ZM63 205L65 206V207H63ZM69 205V206H68ZM101 205H103V203H98V205L97 206H101ZM149 207H148V206ZM55 206V207H54ZM144 206V207H143ZM63 208H65V209H63ZM72 208V209H71ZM63 209V210H62ZM147 209L150 211V210H152V211H147ZM3 209L2 208H0V225H2L1 227H0V233H1V235L3 234V232H4V234L1 236L0 235V237H2V240L0 239V241H1V243H0V248L3 250H7V252H6V254H5V256L7 257H9V258H11V256L10 255H12L11 253H9V252H11L12 251V248H10V247H12V245H10L9 244V242L10 243H12V241L13 240H15V238L8 232V230H10V227H9V221H8V217H11V214H5L3 211H2ZM60 210V211H59ZM32 211V210H31ZM76 211H77V213H76ZM154 211H156V212H154ZM152 212V213H151ZM2 213V214H1ZM5 214V217H3V215ZM70 213H72V214H70ZM105 214V213H104ZM152 214V215H151ZM6 215H8L7 216V219H6ZM74 215V216H73ZM151 215V216H150ZM65 216V217H64ZM106 216V215H105ZM67 217H69V218H67ZM79 217V218H78ZM106 217H109V216H106ZM150 217H152V218H150ZM156 217V218H155ZM150 218V219H149ZM44 219H46V221H47V223H46V221L44 220ZM87 219H89V220H87ZM113 218H111L110 220H112ZM76 220V221H75ZM145 220H146V223H145ZM3 221H4V223H3ZM8 221V222H7ZM45 221V222H44ZM80 221H82L81 223H78V222H80ZM150 221V222H149ZM67 222H68V224H67ZM85 224H84V223ZM78 223V224H77ZM88 225H87V224ZM158 223V222H157ZM157 223H154V224H157ZM4 225H5V227L6 228H9L8 230L6 229V228H3L4 227ZM89 225H90V227H89ZM44 226V227H43ZM81 226V227H80ZM94 226V227H93ZM96 226V227H95ZM151 227H147V228H153L154 227V225H150ZM153 226V227H152ZM47 227H48V229H47ZM87 227V228H86ZM89 227V228H88ZM142 227V229L140 228V227H138V230L140 231V230H142V232L143 231H145L146 230V228H143ZM79 228V229H78ZM102 230H101V229ZM140 228V229H139ZM7 230V233H8V235H7V233H6V231H4V230ZM45 229V230H44ZM88 229V230H87ZM100 229V230H99ZM145 229V230H144ZM84 230V231H83ZM103 230H107L108 232H110V234H111V236H110V234H109V236H108V234H106L105 232H103ZM79 231V232H78ZM99 231H101L100 233H99ZM84 232V233H83ZM11 236H10V235ZM98 234V235H97ZM102 234H104V235H102ZM77 235V236H76ZM87 235V236H86ZM102 235V236H101ZM5 236V237H4ZM10 236V238H8ZM98 236V237H97ZM116 236H117V239H116ZM12 237V238H11ZM72 237V238H71ZM76 237V238H75ZM85 237H88V238H86V240H84L85 239ZM103 237V238H102ZM108 237L111 239V241H110V239L108 240ZM111 237H113V238H111ZM7 239V241H5L4 239ZM38 238V239H37ZM80 238V239H79ZM84 238V239H83ZM92 238V239H91ZM96 238V239H95ZM34 240V241H32V240ZM89 239H91L90 240V242H91V244H92V242L94 241L95 243V246H94V244H93V246L92 245H90V242H89ZM116 239V240H115ZM3 240H4V242H3ZM10 240V241H9ZM38 240V241H37ZM44 240V241H43ZM104 240V241H103ZM106 240V241H105ZM112 240H114V242L112 241ZM40 241H41V243H40ZM72 241V242H71ZM86 241V242H85ZM3 242V243H2ZM98 242V243H97ZM104 242V243H103ZM110 242V243H109ZM111 242H113V244L111 243ZM5 243H8L9 245H10V247H9V245L8 244H5ZM29 243H27V244H29ZM77 243V244H76ZM97 243V244H96ZM103 243V246L101 245ZM117 245H116V244ZM3 244L5 245V246H3ZM75 244V245H74ZM100 246H102L103 247V249H102V247L100 248V250H101V252H100V250L99 249H96V248H98L99 247V245ZM3 246V248H2V246ZM8 245V246H7ZM78 245V246H77ZM81 245V246H80ZM84 245L86 246V247H88V249L86 248V247H84ZM89 245V246H88ZM113 245H115L116 246V248H115V246H113ZM15 246V248H16V245H14ZM13 246V247H14ZM26 246H29V245H26ZM91 246H92V249H91ZM105 246V247H104ZM109 246V247H108ZM114 247V248H113ZM5 248H7V249H5ZM10 248V249H9ZM95 248V249H94ZM106 248V249H105ZM119 248V249H118ZM9 249V250H8ZM77 249V250H76ZM108 249H110V250H108ZM114 249V250H113ZM19 250V247H18V245H17V251ZM68 250V251H67ZM99 250V252H97ZM106 250V251H105ZM116 250V251H115ZM9 251V252H8ZM64 251V252H63ZM102 251H104L103 253H102ZM142 251H143V253H142ZM147 252H149L148 250H146ZM144 249H141L140 250V252H141V254L145 257V258H147V259H149L150 257L152 258V260L153 259H156V257H157V255L155 254V258H154V255H151V252H150V255L148 256V255H145L147 252H146ZM19 252H21V251H19ZM106 252V253H105ZM109 252H110V255H109ZM145 252V253H144ZM90 253H92V254H94V255H92V254H90ZM104 253L105 254H107L105 257H109L108 258V260H107V258H104L103 257V255H104ZM112 253V254H111ZM116 253V254H115ZM126 253V252H125ZM20 254V253H19ZM21 254H23V253H21ZM61 254H65L64 256L63 255H61ZM88 254V255H87ZM103 254V255H102ZM114 254V255H113ZM24 255V254H23ZM28 255H29V253H28ZM78 255V256H77ZM85 255V256H84ZM98 255V256H97ZM119 255V256H118ZM127 257H126V256ZM18 256V258H25L27 255H25V256H23L22 257V255L19 257V255H17ZM16 256V257H17ZM114 256V257H113ZM123 256V257H122ZM148 256V257H147ZM28 257H31V253H30V255L29 256H27V258ZM58 257V258H57ZM79 257V258H78ZM86 257V258H85ZM55 258H57V259H55ZM83 258V259H82ZM93 258H94V260H93ZM102 258V259H101ZM104 258V259H103ZM113 258V259H112ZM120 258V259H119ZM125 258L126 259H128V261L127 260H125ZM30 259V258H29ZM124 259V260H123ZM131 259V261H129ZM113 260V261H112ZM124 262H123V261ZM9 261H10V259H9ZM86 261H87V263H86ZM88 261H90V262H88ZM100 261V262H99ZM112 263H111V262ZM126 261H127V263H126ZM21 262V261H20ZM38 262H40V263H38ZM53 262V263H52ZM83 262H81L82 264H83ZM95 262H98V263H95ZM192 264H195V263H192ZM241 264H255L254 263V261L253 260H244V258H242V262H241ZM259 264H264V257H263V259L259 262Z\"/></svg>", "mask_w": 264, "mask_h": 264}]
</instances>
